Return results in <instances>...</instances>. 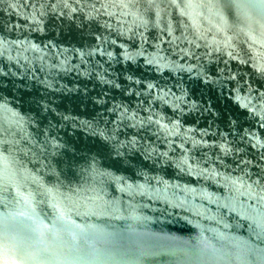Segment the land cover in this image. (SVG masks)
Segmentation results:
<instances>
[{
    "label": "water",
    "instance_id": "obj_1",
    "mask_svg": "<svg viewBox=\"0 0 264 264\" xmlns=\"http://www.w3.org/2000/svg\"><path fill=\"white\" fill-rule=\"evenodd\" d=\"M0 264H264V0H0Z\"/></svg>",
    "mask_w": 264,
    "mask_h": 264
}]
</instances>
